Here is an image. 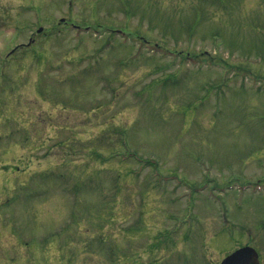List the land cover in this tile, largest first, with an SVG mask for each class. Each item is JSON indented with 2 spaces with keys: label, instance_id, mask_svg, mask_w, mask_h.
<instances>
[{
  "label": "rangeland",
  "instance_id": "374dc122",
  "mask_svg": "<svg viewBox=\"0 0 264 264\" xmlns=\"http://www.w3.org/2000/svg\"><path fill=\"white\" fill-rule=\"evenodd\" d=\"M244 245L264 264V0H0V264Z\"/></svg>",
  "mask_w": 264,
  "mask_h": 264
},
{
  "label": "water",
  "instance_id": "95a60500",
  "mask_svg": "<svg viewBox=\"0 0 264 264\" xmlns=\"http://www.w3.org/2000/svg\"><path fill=\"white\" fill-rule=\"evenodd\" d=\"M219 264H258V255L252 246H242L225 256Z\"/></svg>",
  "mask_w": 264,
  "mask_h": 264
},
{
  "label": "flooded vegetation",
  "instance_id": "af4514ba",
  "mask_svg": "<svg viewBox=\"0 0 264 264\" xmlns=\"http://www.w3.org/2000/svg\"><path fill=\"white\" fill-rule=\"evenodd\" d=\"M257 255H258V264H262L261 261H260L261 258H260V255H259V252L258 251H257Z\"/></svg>",
  "mask_w": 264,
  "mask_h": 264
}]
</instances>
